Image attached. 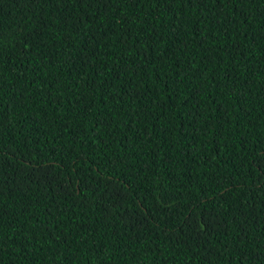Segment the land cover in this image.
<instances>
[{"label": "trees", "instance_id": "obj_1", "mask_svg": "<svg viewBox=\"0 0 264 264\" xmlns=\"http://www.w3.org/2000/svg\"><path fill=\"white\" fill-rule=\"evenodd\" d=\"M0 264H264V0H0Z\"/></svg>", "mask_w": 264, "mask_h": 264}]
</instances>
